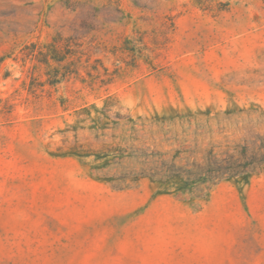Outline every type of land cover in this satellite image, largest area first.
<instances>
[{"label": "rangeland", "instance_id": "obj_1", "mask_svg": "<svg viewBox=\"0 0 264 264\" xmlns=\"http://www.w3.org/2000/svg\"><path fill=\"white\" fill-rule=\"evenodd\" d=\"M0 264H264V0H0Z\"/></svg>", "mask_w": 264, "mask_h": 264}, {"label": "trees", "instance_id": "obj_2", "mask_svg": "<svg viewBox=\"0 0 264 264\" xmlns=\"http://www.w3.org/2000/svg\"><path fill=\"white\" fill-rule=\"evenodd\" d=\"M15 107L11 100L0 98V124L11 123L13 121Z\"/></svg>", "mask_w": 264, "mask_h": 264}]
</instances>
